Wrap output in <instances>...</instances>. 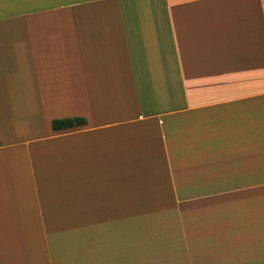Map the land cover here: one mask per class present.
Segmentation results:
<instances>
[{"label":"crops","instance_id":"obj_1","mask_svg":"<svg viewBox=\"0 0 264 264\" xmlns=\"http://www.w3.org/2000/svg\"><path fill=\"white\" fill-rule=\"evenodd\" d=\"M0 264H264V0H0Z\"/></svg>","mask_w":264,"mask_h":264},{"label":"trees","instance_id":"obj_2","mask_svg":"<svg viewBox=\"0 0 264 264\" xmlns=\"http://www.w3.org/2000/svg\"><path fill=\"white\" fill-rule=\"evenodd\" d=\"M87 119L84 117H73V118H61L52 121V127L54 130H62L74 126L86 125Z\"/></svg>","mask_w":264,"mask_h":264}]
</instances>
